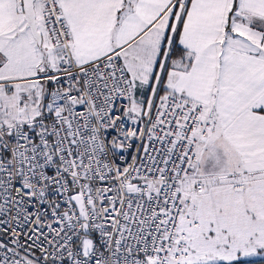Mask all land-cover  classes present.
Instances as JSON below:
<instances>
[{
  "label": "snow or ice",
  "instance_id": "obj_1",
  "mask_svg": "<svg viewBox=\"0 0 264 264\" xmlns=\"http://www.w3.org/2000/svg\"><path fill=\"white\" fill-rule=\"evenodd\" d=\"M264 259V0H0V264Z\"/></svg>",
  "mask_w": 264,
  "mask_h": 264
},
{
  "label": "trees",
  "instance_id": "obj_2",
  "mask_svg": "<svg viewBox=\"0 0 264 264\" xmlns=\"http://www.w3.org/2000/svg\"><path fill=\"white\" fill-rule=\"evenodd\" d=\"M251 264H264V259L257 260V261H251Z\"/></svg>",
  "mask_w": 264,
  "mask_h": 264
},
{
  "label": "rangeland",
  "instance_id": "obj_3",
  "mask_svg": "<svg viewBox=\"0 0 264 264\" xmlns=\"http://www.w3.org/2000/svg\"><path fill=\"white\" fill-rule=\"evenodd\" d=\"M257 260H262L261 258L259 257H256V258H253L252 261H257Z\"/></svg>",
  "mask_w": 264,
  "mask_h": 264
}]
</instances>
